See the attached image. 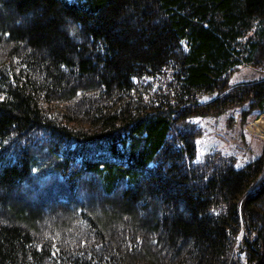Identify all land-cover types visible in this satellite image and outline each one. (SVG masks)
Masks as SVG:
<instances>
[{
    "label": "trees",
    "instance_id": "16d2710c",
    "mask_svg": "<svg viewBox=\"0 0 264 264\" xmlns=\"http://www.w3.org/2000/svg\"><path fill=\"white\" fill-rule=\"evenodd\" d=\"M245 66L264 0H0V264H264V147L189 120L264 114Z\"/></svg>",
    "mask_w": 264,
    "mask_h": 264
},
{
    "label": "rangeland",
    "instance_id": "374dc122",
    "mask_svg": "<svg viewBox=\"0 0 264 264\" xmlns=\"http://www.w3.org/2000/svg\"><path fill=\"white\" fill-rule=\"evenodd\" d=\"M263 76L264 73L259 72L256 68L245 66L232 73L229 84L246 82ZM214 95H205L200 101L210 100ZM246 107L245 105L244 108ZM241 108L236 107L217 117L192 116L189 118L191 122L196 123V128L200 131L195 140L197 145L196 161L202 162L214 155L217 159L232 158L234 165L240 167L259 157L264 147V135L262 131L258 130V127L264 130V114L253 109L242 121ZM231 117H233L234 123L230 125L228 119ZM43 200L45 201L46 198Z\"/></svg>",
    "mask_w": 264,
    "mask_h": 264
},
{
    "label": "bare ground",
    "instance_id": "6f19581e",
    "mask_svg": "<svg viewBox=\"0 0 264 264\" xmlns=\"http://www.w3.org/2000/svg\"><path fill=\"white\" fill-rule=\"evenodd\" d=\"M259 126V125H258ZM259 131H262V134L264 135V130H262V128L258 127Z\"/></svg>",
    "mask_w": 264,
    "mask_h": 264
}]
</instances>
